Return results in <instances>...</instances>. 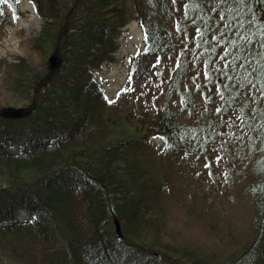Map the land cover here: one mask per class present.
Returning <instances> with one entry per match:
<instances>
[{
  "label": "trees",
  "instance_id": "obj_1",
  "mask_svg": "<svg viewBox=\"0 0 264 264\" xmlns=\"http://www.w3.org/2000/svg\"><path fill=\"white\" fill-rule=\"evenodd\" d=\"M31 1L40 68L10 63L22 100L0 104V264H264V0ZM5 5L22 16L0 0V31ZM131 21L144 47L110 101L94 72ZM184 163L195 191L206 176L223 193L218 170L247 177L249 234L230 254L161 239L163 187Z\"/></svg>",
  "mask_w": 264,
  "mask_h": 264
},
{
  "label": "rangeland",
  "instance_id": "obj_2",
  "mask_svg": "<svg viewBox=\"0 0 264 264\" xmlns=\"http://www.w3.org/2000/svg\"><path fill=\"white\" fill-rule=\"evenodd\" d=\"M18 3L22 16L15 18L12 9L5 5L12 24L0 31V104L22 100L10 87L13 74L9 67L10 63L15 64L26 58L23 60L30 67L40 68L39 64H41L40 58L31 50L30 40L39 34L43 19L36 10L33 13L31 5L33 7L34 5L31 0H18ZM131 23L136 25H130ZM139 31L141 32V28L138 22L131 21L122 30L114 61L105 63L101 70L94 72V78L100 82L110 101L116 99L126 82L131 56L143 49V35L142 32L140 35ZM151 144L155 145L157 151H161L164 141L159 137H153ZM17 149V146L11 147L13 152ZM190 160L195 162L197 159ZM195 163L202 167L205 165V160H197ZM183 167L181 169L183 174L180 173L182 180L178 182L168 179L163 187L165 215L160 225L163 231L161 239L172 245L188 248L203 257L215 254V258H219L230 254L249 234L253 206L248 194L242 190L247 177L241 173L226 183L224 171L218 170L219 185L225 189L223 193L216 192L214 185L207 186L211 179L206 176L194 181L198 188V191H195V185H191L193 177L189 174L193 175L194 168L192 169L191 164L187 165V163H184ZM197 171L198 166L194 172ZM185 172L188 173L185 175ZM205 172L209 176L208 171ZM205 198L208 201H205ZM191 210L193 211L190 212ZM29 216L28 211L21 210L18 217L24 220ZM3 264L16 263L14 259L10 261L5 259Z\"/></svg>",
  "mask_w": 264,
  "mask_h": 264
},
{
  "label": "water",
  "instance_id": "obj_3",
  "mask_svg": "<svg viewBox=\"0 0 264 264\" xmlns=\"http://www.w3.org/2000/svg\"><path fill=\"white\" fill-rule=\"evenodd\" d=\"M114 227H115L114 230H115V233H116L117 237L122 238L123 231H122V228H121L120 220L118 218L114 219Z\"/></svg>",
  "mask_w": 264,
  "mask_h": 264
},
{
  "label": "snow or ice",
  "instance_id": "obj_4",
  "mask_svg": "<svg viewBox=\"0 0 264 264\" xmlns=\"http://www.w3.org/2000/svg\"><path fill=\"white\" fill-rule=\"evenodd\" d=\"M173 2L175 3V0H173ZM221 2H223V0H221ZM241 3H243V0H241ZM221 19H223V17H221ZM261 47H264V44H262ZM205 75H207V73ZM217 111H219V109H217ZM219 159H220V157H217V160H219ZM205 167H209V165L206 164Z\"/></svg>",
  "mask_w": 264,
  "mask_h": 264
},
{
  "label": "bare ground",
  "instance_id": "obj_5",
  "mask_svg": "<svg viewBox=\"0 0 264 264\" xmlns=\"http://www.w3.org/2000/svg\"><path fill=\"white\" fill-rule=\"evenodd\" d=\"M29 1V0H28ZM31 8H32V11H33V13L35 12V9H34V7L31 5ZM132 24H134V25H136L135 23H131L130 25H132ZM140 32V31H139ZM140 35H141V32H140Z\"/></svg>",
  "mask_w": 264,
  "mask_h": 264
}]
</instances>
